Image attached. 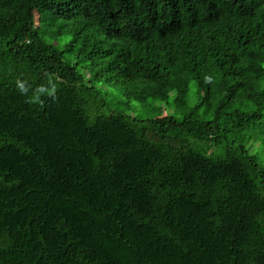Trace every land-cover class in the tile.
Instances as JSON below:
<instances>
[{
	"label": "trees",
	"instance_id": "16d2710c",
	"mask_svg": "<svg viewBox=\"0 0 264 264\" xmlns=\"http://www.w3.org/2000/svg\"><path fill=\"white\" fill-rule=\"evenodd\" d=\"M0 264H264V0H0Z\"/></svg>",
	"mask_w": 264,
	"mask_h": 264
},
{
	"label": "clouds",
	"instance_id": "9594fccd",
	"mask_svg": "<svg viewBox=\"0 0 264 264\" xmlns=\"http://www.w3.org/2000/svg\"><path fill=\"white\" fill-rule=\"evenodd\" d=\"M48 84L51 85L50 87H45V85H38L33 91L31 97L28 99V103H37L43 106V100L41 96L46 95L48 97H52L55 99V93L57 91L55 83L52 82L51 78L48 81ZM17 88L22 95H27L29 92V87L26 85L25 82L20 80L16 81Z\"/></svg>",
	"mask_w": 264,
	"mask_h": 264
},
{
	"label": "rangeland",
	"instance_id": "374dc122",
	"mask_svg": "<svg viewBox=\"0 0 264 264\" xmlns=\"http://www.w3.org/2000/svg\"><path fill=\"white\" fill-rule=\"evenodd\" d=\"M149 112H150V110H149V109H148V110H146V114H147V113H149ZM148 115H149V114H148ZM150 116H151V115H150Z\"/></svg>",
	"mask_w": 264,
	"mask_h": 264
}]
</instances>
